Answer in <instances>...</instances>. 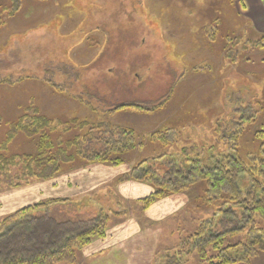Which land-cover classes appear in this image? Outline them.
<instances>
[{
	"label": "rangeland",
	"instance_id": "obj_1",
	"mask_svg": "<svg viewBox=\"0 0 264 264\" xmlns=\"http://www.w3.org/2000/svg\"><path fill=\"white\" fill-rule=\"evenodd\" d=\"M11 5L12 0H0V78L7 79L0 82V139L9 121L35 105L55 122L78 117L132 129L145 147L127 153L111 174L97 173L102 182L94 187L68 186L61 193L53 187L55 181L63 184L75 175L74 169L0 190V221L41 201L71 199L51 210L74 217H95L104 211L110 215V230L122 227L115 235L122 238L121 246H111L116 239L109 232L111 237L97 241L98 256L91 258L85 248L76 264H168L180 249L181 264H205L193 244L181 248L183 237L213 217L212 210L197 204L199 186L144 209L140 199L153 192L152 186L142 182L141 195L125 196L126 183L119 186L116 180L145 158V169L183 168L185 158L195 156L207 167L211 158L234 154L232 136L240 128L243 157L257 153L260 142L253 133L262 130L264 70H249L264 69V63L254 58L255 51L243 49L258 38L257 29L231 0H22L15 14L10 13ZM230 47L240 51L234 61L226 56ZM168 96L167 104L153 113L133 109L105 113L131 101L156 105ZM243 109L260 111V121L242 124ZM167 129L179 136L170 149L151 137ZM35 145L20 135L11 148L27 152ZM164 152L166 157L155 163L153 159ZM240 186L250 187L246 176ZM12 197H20L19 204H9ZM257 226L262 231L251 240H261L264 246V223L257 220ZM130 233L135 234L125 239ZM246 235L247 231L228 238L227 245L233 247L225 251L227 256L246 251ZM237 264H264V251L260 248L250 263Z\"/></svg>",
	"mask_w": 264,
	"mask_h": 264
},
{
	"label": "trees",
	"instance_id": "obj_2",
	"mask_svg": "<svg viewBox=\"0 0 264 264\" xmlns=\"http://www.w3.org/2000/svg\"><path fill=\"white\" fill-rule=\"evenodd\" d=\"M21 6L22 0H12L10 13L15 14ZM258 33L256 40L243 46L244 51L264 49V32ZM239 54L236 47H230L226 56L234 61ZM3 81L7 79L0 78V82ZM168 100L169 96L152 106L138 101L125 102L105 113L112 115L126 109L153 113L162 109ZM240 113L242 124L256 125L261 119L260 111L249 113L243 109ZM242 130L240 128L233 133L234 154L222 155L220 159L211 158L207 167L201 164L199 156H195L186 157L183 168L145 169V158L116 180L117 183L136 180L152 186L153 192L140 199L144 209L158 199L199 186L202 192L196 198L197 204L212 210L213 217L211 221L202 222L188 238L183 237L181 248L193 244L205 264L250 263L260 248L264 251L261 240H251L262 231L257 226V220L264 223V130L253 133L260 142L259 150L246 157L239 151ZM219 133L226 135L222 131ZM20 135L35 141L33 151H13L11 146ZM151 137L167 149L179 138L176 132L168 129L164 133L152 134ZM138 147L143 149L145 145L138 142V135L132 129L101 122L94 124L78 117L68 122H55L32 105L17 120L9 121L8 131L0 139V190L16 189L33 181L48 180L86 165L99 163L119 166L124 163V156ZM166 155L164 152L153 160L155 163L160 162ZM244 176L250 181V187L246 190L240 186ZM70 201L48 199L20 208L2 218L0 264H76L80 252L86 246L94 239L107 235L110 215L101 211L95 217L61 216L51 210L52 206ZM114 215L121 213L114 212ZM218 216H222L221 220ZM211 224L212 229L207 231ZM245 231L248 238L246 251L234 257L227 256L225 251L232 246L227 245L228 238L242 235ZM180 253L171 256L168 264H181Z\"/></svg>",
	"mask_w": 264,
	"mask_h": 264
},
{
	"label": "crops",
	"instance_id": "obj_3",
	"mask_svg": "<svg viewBox=\"0 0 264 264\" xmlns=\"http://www.w3.org/2000/svg\"><path fill=\"white\" fill-rule=\"evenodd\" d=\"M235 5H236L239 13L241 15H244V17H247L248 20L254 25L255 29H257L258 32H264V3L262 2V0H235ZM254 55H255L254 58H256L258 61H262L264 63V49L261 51H255ZM263 70H264L263 68L257 69L254 67H250L249 71L252 73H255V72L263 71ZM259 125H260L261 129L264 130V116H263V119L260 121ZM113 169H114L113 166L109 167V166H105L103 164H98V163L86 165V166H83L81 168L76 169L74 171V172H76V174L70 176V179H68L66 182H63V184H61V181H55L53 187L57 188L58 190L60 188V191H59L60 193L63 190L69 189L68 186H70V187L74 186V187L78 188V187H80V185H86L88 183L92 187H94L97 185V182L98 183L102 182V180L101 181L97 180V178H98L97 173L100 172V173L107 175V174H111ZM79 176H80V180L78 181ZM110 178H112V177H110ZM121 183L119 186L126 183L124 186L126 187V191L127 190L128 191H127V193L124 194L125 196L133 194V195H136V197H137V196L141 195V194H139V190L143 188L142 186L144 184H142V182H139L136 180H134V181L130 180V181H127V182L124 181ZM63 187H65L66 189ZM129 189H131V194L128 193ZM20 199H21L20 197H12L7 201H11L9 204L14 203V205H15V203ZM1 201H2L1 202L2 206L4 205V207H6L7 204H5L6 202L4 201V199H1ZM17 203L19 204V202H17ZM14 209H16V208H14ZM136 227L138 228L137 223H136ZM109 230H110V228L108 229L107 237L105 238V240L108 239L109 237H111L109 232L114 233V235H112V240H115V239L117 240L118 238H116V236H115L116 232L122 231V227L114 228V231H112L113 229L110 231ZM133 234H135V233H130L128 235H125V239H127L128 237H130ZM98 240H104V239L103 238L102 239L96 238L92 241L91 244H89L88 246L85 247V248H88V251H89L88 254L91 255L90 256L91 258H93V256L94 257L98 256V255H95L96 251L101 250V249H97L98 244L100 243V242H97ZM116 240H115L114 244L111 246H116V245L121 246L122 245V241H123L122 238L120 240L118 239V241H116ZM108 248H110L109 245H108L107 249ZM90 249L93 251H91ZM119 249H121V248H119Z\"/></svg>",
	"mask_w": 264,
	"mask_h": 264
}]
</instances>
